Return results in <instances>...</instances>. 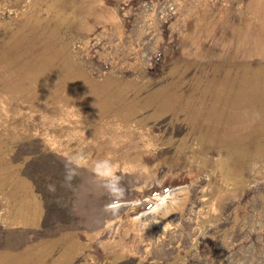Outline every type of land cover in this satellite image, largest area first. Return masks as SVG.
I'll list each match as a JSON object with an SVG mask.
<instances>
[{
    "label": "rangeland",
    "instance_id": "obj_1",
    "mask_svg": "<svg viewBox=\"0 0 264 264\" xmlns=\"http://www.w3.org/2000/svg\"><path fill=\"white\" fill-rule=\"evenodd\" d=\"M0 264H264V0H0Z\"/></svg>",
    "mask_w": 264,
    "mask_h": 264
},
{
    "label": "crops",
    "instance_id": "obj_2",
    "mask_svg": "<svg viewBox=\"0 0 264 264\" xmlns=\"http://www.w3.org/2000/svg\"><path fill=\"white\" fill-rule=\"evenodd\" d=\"M28 186V185H27ZM32 186V185H31ZM36 193V192H35ZM34 209L28 215L24 216L19 222L22 227H34L37 226L41 220L43 214V200L37 194L35 195V201L33 202Z\"/></svg>",
    "mask_w": 264,
    "mask_h": 264
}]
</instances>
